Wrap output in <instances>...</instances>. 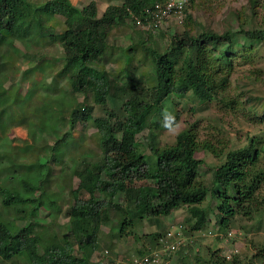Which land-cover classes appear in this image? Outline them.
<instances>
[{
    "label": "trees",
    "instance_id": "obj_1",
    "mask_svg": "<svg viewBox=\"0 0 264 264\" xmlns=\"http://www.w3.org/2000/svg\"><path fill=\"white\" fill-rule=\"evenodd\" d=\"M160 1L164 0H126L121 7H109L98 18L94 3L78 8L71 0H49L40 5L29 0H0V45L12 46L19 41L28 47L43 36L47 23L62 17L64 30L61 34L50 35L52 41L60 43L65 51L59 76L67 78L73 96L81 93L87 99L92 95L95 104L104 106L113 90L121 89L123 92L132 88L129 87L132 82L121 85L106 70H98L91 64L105 56L109 48V34L117 23L127 18L128 8L138 11ZM194 1L191 0L186 10L189 22H193L190 9L194 8ZM249 2L255 14L259 0ZM197 26L196 33L186 31L174 36L164 54L147 50L153 59L155 78L152 93L146 94L151 95V102L142 93L132 92L124 101L123 118H115L114 113L110 112L108 118L96 119L92 116L93 107L87 100L72 102L68 111L69 131L57 138L52 149L36 161L44 168L43 171L37 172L36 176L26 172L17 183L0 186L1 261L23 257L27 264H102L104 259L96 263L90 255L97 251L101 229L112 223L113 213L123 216L118 238H122L125 230L133 227L135 221L156 220L183 207L190 212V217L185 221L190 229L182 228L183 236L176 234V238H184V234L201 231L206 226L208 213L202 204L210 187L201 177L204 161L197 158V153L204 150L218 158L222 153L212 143L200 142L196 129L191 127L178 134L173 146H150L156 158V164L151 168L150 160L138 151L137 136L149 127L155 110H164L162 101L172 95L183 97L191 93L204 103L218 100L219 93L224 92L229 83L235 60L250 58L256 45L264 42V30H226L219 33L199 24ZM4 31L11 35H6ZM239 49L243 54L238 55ZM184 50L196 51V61L191 60L178 71L170 55ZM132 89L135 91L134 87ZM10 101L0 96V116L10 111ZM46 103H49V131L59 122L60 115L65 113V103L59 98ZM53 103L59 107L53 109ZM226 105L234 110L236 101L230 100ZM112 118L116 120L113 122ZM255 119L257 125L263 126L264 112L261 118ZM92 121L97 129L98 153L95 157L82 154V166L67 167L68 162L72 161L70 152L78 148L72 130L79 123ZM1 124L6 126L3 122ZM3 133L0 128V141L6 144L10 152L12 149L7 135ZM6 159L0 155V175H4L3 170L9 172L14 166V162L7 160L8 170L4 169L2 160ZM55 164L63 173L64 181L67 169L68 173L80 180L78 188L72 191L73 203L66 212L69 219L67 232L62 235L38 231L39 228L43 229V221L38 217L41 208H50L54 212L49 215L54 222L57 218L55 214L61 212L59 203L62 197L49 193L46 188L47 177ZM212 184L213 188L218 186L217 225L225 231L216 240L223 241L236 218L252 219L257 214H264V140L228 152L222 163L213 168ZM60 187L61 190L66 189L65 185L60 184ZM37 192H40L39 195ZM5 209L8 210L6 214ZM11 212L16 219L28 224L15 230L16 223L4 217L10 216ZM237 236L235 233L229 241H235ZM148 240L151 248L160 246L157 233L150 235ZM142 253L144 251L139 254L144 256ZM209 254L206 264H242L241 253H233L230 258L223 256L219 250H210ZM109 256L103 255L111 261ZM258 257L260 264H264V248L260 249ZM132 260L128 259V262L132 263Z\"/></svg>",
    "mask_w": 264,
    "mask_h": 264
},
{
    "label": "rangeland",
    "instance_id": "obj_2",
    "mask_svg": "<svg viewBox=\"0 0 264 264\" xmlns=\"http://www.w3.org/2000/svg\"><path fill=\"white\" fill-rule=\"evenodd\" d=\"M29 1L40 5L49 0ZM125 1L71 0L78 8L94 3L98 18H101L109 7H121ZM190 13L193 22H189L187 18L181 23L172 21L166 28L155 33L142 32L128 17L124 22L117 23L109 34V48L105 56L91 66L101 71L106 70L121 85L132 82V86L129 85V87H134L135 91L132 88L123 92L121 89H115L104 106L95 104L92 95H89L87 99L81 93L73 96L67 78L59 76L64 64L65 51L60 43L52 41L50 35L62 33L64 30L62 17L47 23L43 36L28 47L19 41H15L12 46L0 45V96L11 100L10 111L0 116V128L2 132H7L3 134L7 135L12 149L9 152L6 144L0 141V155L7 158L6 161L2 160L5 164L4 169L8 170L7 160L14 162L9 172L3 170L4 175H0V186L17 183V180L26 172L36 176L37 172L43 171L44 168L36 161L52 149L57 138L69 131L68 111L71 109L72 102L82 103L87 100V103L93 107L92 116L95 119L108 118L110 112L114 113L115 118H123L125 116L124 101L131 96L132 92L142 93L145 99L151 102V95L146 96V94L152 93L155 78L153 59L147 50L151 49L164 54L168 51L174 36L186 31L196 33L197 24L219 33L226 30L234 32L242 29L264 30V0H259L255 14L249 0H195L194 8L190 9ZM4 33L11 35L7 31ZM240 54L243 53L239 49L238 55ZM196 56V51L184 50L182 53L171 54L170 58L175 69L180 71L191 60L196 61ZM56 98L64 100L65 113L60 115L59 122L52 127V130L47 131L50 116L49 103L45 104V102L51 100L55 102ZM230 100L236 101L234 110L226 105ZM162 105L164 110L161 112L155 110L149 120V127L137 136L138 151L151 161H149L151 168L153 164H156V158L152 155L150 146L156 145L160 148L173 146L178 134L191 127L196 129L200 142L212 143L222 156L218 158L211 152L198 151L197 158L204 161L201 177L205 185L210 187L206 200L202 204V207L207 210L208 222L201 231L186 233L187 236L184 234L180 248L174 253L163 255L156 264H206L210 250H219L228 258L233 253H241L242 264H260L261 259L258 256H260V249L264 248V214H257L252 219L236 218L229 228L231 232L239 235L235 241L216 240L225 231L217 225L218 186L213 188L212 182L213 168L222 163L228 152L247 148L254 141L264 140V125H257L255 119L261 118L264 112V42L256 45L249 59L235 60L229 83L226 85V90L219 93L218 100L204 103L188 93L183 97L172 95L169 99L163 100ZM58 107L55 103L52 104L53 109ZM166 113L175 116L180 125L178 132L170 133L165 129ZM115 118H112L113 122ZM96 131L93 121L79 123L72 130L78 148L70 152L72 161L68 162L67 167L82 166V154L88 153L95 157L99 151L95 137ZM66 171L65 181L57 164L53 165L49 172L46 188L49 193L59 194L62 197L59 203L61 212L55 214L57 218L54 222V219L49 216L54 212H51L50 208H41L38 217L43 221V229L37 228L40 233L57 232L62 235L63 232H67L69 219L66 212L73 203L72 191L78 188L80 180L71 172V174L68 173V169ZM60 184L65 185L66 189L61 190V187L59 189ZM39 193L37 192V195ZM85 197L88 198L87 194ZM4 212L6 214L8 210L5 209ZM11 213L10 216L4 217L16 223L15 230L28 224L16 219L12 216L14 213ZM189 217L190 212L183 207L156 220L135 221L133 227H128L123 237L118 238L119 223L123 220V216L113 213L112 223L102 227L98 249L90 257L96 263L104 259L102 264H132L128 262V259L141 256L140 252L144 251L142 253L144 255L159 252L164 248L163 243L169 237L173 241L174 235L183 236L182 228L190 229L189 225L185 224ZM154 233L159 236L160 246L151 248L148 237ZM107 250L110 255L109 260L112 262L103 257ZM0 264L27 263L23 257H16L13 261L0 260Z\"/></svg>",
    "mask_w": 264,
    "mask_h": 264
},
{
    "label": "built area",
    "instance_id": "obj_3",
    "mask_svg": "<svg viewBox=\"0 0 264 264\" xmlns=\"http://www.w3.org/2000/svg\"><path fill=\"white\" fill-rule=\"evenodd\" d=\"M190 5L191 0H164L138 11L128 8L127 17L142 32L155 33L166 28L172 21H177L178 23L184 21L186 18V10ZM234 235L235 233L230 231L225 237L226 241L232 239ZM183 240L180 236L176 238L174 235L173 241L169 237L164 243L162 250L144 256H135L133 257L132 264H156L163 255L176 252L180 248V243ZM108 255L109 251L107 250L104 256L107 257Z\"/></svg>",
    "mask_w": 264,
    "mask_h": 264
},
{
    "label": "clouds",
    "instance_id": "obj_4",
    "mask_svg": "<svg viewBox=\"0 0 264 264\" xmlns=\"http://www.w3.org/2000/svg\"><path fill=\"white\" fill-rule=\"evenodd\" d=\"M164 127H165V129L168 132L176 133V132H178V129H179L180 125L176 121V118H175V116L173 114L166 113L165 114V119H164Z\"/></svg>",
    "mask_w": 264,
    "mask_h": 264
}]
</instances>
